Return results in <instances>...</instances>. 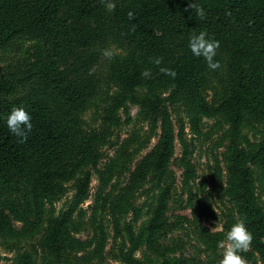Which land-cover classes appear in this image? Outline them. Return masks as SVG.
I'll return each instance as SVG.
<instances>
[{"label": "trees", "instance_id": "16d2710c", "mask_svg": "<svg viewBox=\"0 0 264 264\" xmlns=\"http://www.w3.org/2000/svg\"><path fill=\"white\" fill-rule=\"evenodd\" d=\"M111 2L116 5L112 12L101 0H0V48L32 31L42 39L34 65L16 82H0V230L12 227L10 213L23 220L34 215V222H39L43 199L54 181L94 158L93 138L81 129L84 112L113 78L131 89L150 69L151 75L174 84L172 99L181 97L202 111L208 110L204 82L213 78L225 85L222 100L232 112L227 156L232 196L253 234L251 247L264 263V208L251 171L255 165L264 174V140L247 152L239 146L237 135L243 108L264 114V0ZM189 3L202 7L205 18ZM129 11L135 19H128ZM201 31L220 43L214 61L221 66L216 70L189 48L190 37ZM111 44L124 50L125 65L113 63L109 75L98 73L102 51ZM157 57L163 58L159 66L152 62ZM162 67L173 69L176 77L161 73ZM13 107L25 108L32 117V131L23 143L7 127ZM160 122L158 139L141 160L142 168L133 172L134 179L143 177L148 165L161 173L167 169L174 145L166 107ZM164 212L161 201L146 225L149 246L156 248L165 235ZM47 223L49 244L57 249L65 220L50 216Z\"/></svg>", "mask_w": 264, "mask_h": 264}, {"label": "rangeland", "instance_id": "374dc122", "mask_svg": "<svg viewBox=\"0 0 264 264\" xmlns=\"http://www.w3.org/2000/svg\"><path fill=\"white\" fill-rule=\"evenodd\" d=\"M41 47L35 31L1 47L0 82H16ZM109 47L119 54L104 57L98 73L109 75L113 63L125 65L124 50ZM173 88L151 74L131 89L116 78L102 88L82 115L81 129L93 138V160L54 181L39 222L34 215L23 220L10 213L12 227L0 230V264H220L218 242L241 219L227 166L232 112L222 100L225 85L213 78L204 82L207 111L193 109L181 97L172 99ZM163 107L174 145L167 169L161 173L148 165L144 176L134 179L158 139ZM241 112L238 144L251 152L264 140V114ZM251 171L264 208V174L255 165ZM161 201L166 232L155 248L147 244L146 225ZM50 216L65 220L57 249L47 236ZM241 255L246 264H264L251 246Z\"/></svg>", "mask_w": 264, "mask_h": 264}, {"label": "clouds", "instance_id": "9594fccd", "mask_svg": "<svg viewBox=\"0 0 264 264\" xmlns=\"http://www.w3.org/2000/svg\"><path fill=\"white\" fill-rule=\"evenodd\" d=\"M101 3L105 4L106 9L109 12L115 10V3L111 0H101ZM189 8L195 9L197 15L201 18H205L204 10L202 7L198 6L196 3H189ZM188 9L186 8L185 11ZM128 19H135V14L132 11L127 13ZM133 31H135V26L133 25ZM220 47L219 41L208 37L206 31H201L198 35L193 34L189 40V48L191 53L196 57H203L207 62L210 69L216 70L220 68L219 61H214V57L217 55V49ZM119 54V50L114 47L105 48L102 51V55L105 58L111 59L115 55ZM163 58L157 57L152 60L154 64L159 66L162 63ZM150 69H146L141 73L142 76H149ZM160 72L176 77V72L170 68H160ZM32 117L23 107H13L10 114L7 116L6 123L10 132L16 135L20 142H26L28 138V133L32 131L33 125L31 123ZM216 225L211 228V230L216 229ZM253 234L246 227L245 221L243 219L237 220L226 233V239L218 242V248L222 249V259L220 264H246L244 257L241 253H245L250 249Z\"/></svg>", "mask_w": 264, "mask_h": 264}]
</instances>
